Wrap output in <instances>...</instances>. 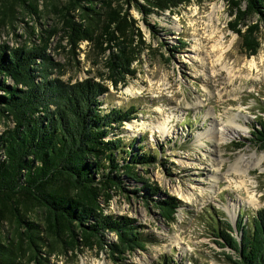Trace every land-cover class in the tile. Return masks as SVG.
I'll return each instance as SVG.
<instances>
[{
    "label": "rangeland",
    "instance_id": "374dc122",
    "mask_svg": "<svg viewBox=\"0 0 264 264\" xmlns=\"http://www.w3.org/2000/svg\"><path fill=\"white\" fill-rule=\"evenodd\" d=\"M4 1L0 0L1 9ZM32 2L36 14L16 3L13 13L0 18V45L12 49L41 46L42 37L49 36L46 30H58L47 50L60 65L51 77L72 84L88 79L103 83L109 89L102 97L105 111L137 108L138 118L124 123L120 137L126 146L134 143L137 153L159 155V162L135 169L157 187L156 199L171 197L179 202L175 221L169 223L139 197L147 194L145 190L139 195L131 192L141 189V184L125 183L128 192L113 191L109 200L101 199L105 215L135 219L147 241L145 250L127 253L120 262L112 261L98 246L65 253L59 243L46 237L41 211L32 213L29 220L40 227L44 238L39 242L44 264H234L236 252L223 244L218 231L231 224L233 236L241 240L239 221L243 218L249 226L256 213L264 214V148L252 142V133L264 117V26L258 34L260 49L249 57L229 28L235 20L229 0H192L166 12L146 0H115L114 8L125 19V39L136 71L126 87L116 89L102 82L107 69L96 43L75 46L65 36L64 23L54 7L67 1ZM140 4L154 11L143 12ZM214 7L220 8L214 24L227 50L220 62V54L211 53L215 43L208 42L212 28L206 26ZM97 8L104 15L100 5ZM71 13L79 22L77 12ZM257 20V16L248 17L246 23ZM95 27L99 33L102 24ZM7 84L13 85L12 79ZM226 125L237 127L239 134L217 146L218 130ZM7 126L13 123L0 117V134ZM1 218L0 241L15 234L9 215ZM106 239L115 242L117 237L109 232ZM29 257L22 252L17 259L28 264Z\"/></svg>",
    "mask_w": 264,
    "mask_h": 264
},
{
    "label": "trees",
    "instance_id": "16d2710c",
    "mask_svg": "<svg viewBox=\"0 0 264 264\" xmlns=\"http://www.w3.org/2000/svg\"><path fill=\"white\" fill-rule=\"evenodd\" d=\"M32 1L5 0L0 18L12 12L16 3L36 14ZM66 1L54 8L70 44L96 43L105 56L107 72L102 82L108 81L116 89L126 87L128 77L135 76L136 71L130 43L125 39V19L114 8L115 0ZM146 1L166 12L192 0ZM229 1L235 16L229 28L238 35L243 52L255 56L261 45L258 34L264 26V0ZM99 5L105 19L98 12ZM139 6L143 12L154 11ZM72 11L77 12L79 22ZM253 16L257 22L247 24L248 17ZM97 23L102 24L99 33ZM52 32L46 30L49 36L42 37L41 46L12 49L0 45V117L13 123L0 134V223L6 214L15 224L14 236L0 241V264H24L17 259L22 252L30 254L28 264H44L46 259L39 249L44 238L40 227L29 220L37 211L42 213L46 237L59 243L65 253L78 251L81 246H98L112 261L120 262L127 253L145 250L147 241L135 219L105 215L101 199L109 200L113 191L128 192L125 183L141 184V189L131 192L139 195L145 190L147 194L139 197L169 223L175 221L179 202L171 197L156 199L157 187L135 169L159 162V155L137 153L134 143L126 146L120 137L124 123L138 118L137 108L105 111L102 97L109 89L103 83L88 79L72 84L51 77L60 66L47 53L58 30ZM9 79L13 85L7 84ZM257 126L252 142L264 148V117ZM251 221L249 226L243 218L239 221L241 240L233 236L231 224L218 231L223 244L236 252L234 264H264V214L256 213ZM109 232L116 235L115 242L107 241Z\"/></svg>",
    "mask_w": 264,
    "mask_h": 264
},
{
    "label": "bare ground",
    "instance_id": "6f19581e",
    "mask_svg": "<svg viewBox=\"0 0 264 264\" xmlns=\"http://www.w3.org/2000/svg\"><path fill=\"white\" fill-rule=\"evenodd\" d=\"M219 12H220V8L214 7L213 12H211V14L208 15L209 17L207 19V24H206L207 27L212 28L211 32L208 31L209 32L208 42L215 43L212 46V52L211 51L210 52L212 54H214V53L220 54V56L218 57L219 60L217 62H220L223 59V57L227 51V50L225 51L223 43L221 41H219L220 31H219L217 25L214 24V21L218 20ZM129 92L131 93V91H129ZM218 131H219L218 134H220V137L216 139V145L217 146L222 144L224 142V140L227 139V137L233 136V135L236 136L237 134H239L237 127L227 126V125L220 128Z\"/></svg>",
    "mask_w": 264,
    "mask_h": 264
},
{
    "label": "water",
    "instance_id": "95a60500",
    "mask_svg": "<svg viewBox=\"0 0 264 264\" xmlns=\"http://www.w3.org/2000/svg\"><path fill=\"white\" fill-rule=\"evenodd\" d=\"M235 230H237V229H235Z\"/></svg>",
    "mask_w": 264,
    "mask_h": 264
}]
</instances>
